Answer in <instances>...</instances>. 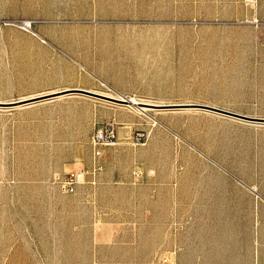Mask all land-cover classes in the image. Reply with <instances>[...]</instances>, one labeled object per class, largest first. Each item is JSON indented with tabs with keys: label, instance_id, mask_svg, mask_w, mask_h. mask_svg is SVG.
I'll list each match as a JSON object with an SVG mask.
<instances>
[{
	"label": "rangeland",
	"instance_id": "1",
	"mask_svg": "<svg viewBox=\"0 0 264 264\" xmlns=\"http://www.w3.org/2000/svg\"><path fill=\"white\" fill-rule=\"evenodd\" d=\"M0 103V264H264V0H0Z\"/></svg>",
	"mask_w": 264,
	"mask_h": 264
},
{
	"label": "built area",
	"instance_id": "2",
	"mask_svg": "<svg viewBox=\"0 0 264 264\" xmlns=\"http://www.w3.org/2000/svg\"><path fill=\"white\" fill-rule=\"evenodd\" d=\"M112 137L106 135L103 131H99L94 137V156L96 159L102 157V147L107 145ZM103 170V165L98 162L92 171V183H96L97 174ZM86 172L77 171L64 176H59L56 180L58 187L66 194H75L78 189L85 183Z\"/></svg>",
	"mask_w": 264,
	"mask_h": 264
},
{
	"label": "water",
	"instance_id": "3",
	"mask_svg": "<svg viewBox=\"0 0 264 264\" xmlns=\"http://www.w3.org/2000/svg\"><path fill=\"white\" fill-rule=\"evenodd\" d=\"M74 93H86V94H89V95H92V96H95V97H99V98H102V99H105V100L112 101L114 103H119V104H123V105H133L136 108L146 107L147 109L162 110L164 108L171 107L169 105H158V104H150V103H144V102H141L139 104H133V103H130V101H128L127 99L120 100V99H116L114 97H108V96H105V95L93 93V92H90V91H87V90H83V89L61 90V91H58L57 93H55L53 95L41 96V97L38 96V97L31 98V99L20 100V101H16V102H13V103H9L8 105H10V106L27 105V104L35 103V102H38V101H43V100L52 99V98L59 97V96L74 94ZM211 109L218 110V111L223 112L225 114L236 116V117H239V118H242V119H245V120H263L264 121V119H255L253 117H247V116L239 115V114H236V113H231V112H228V111L216 109V108H213V107Z\"/></svg>",
	"mask_w": 264,
	"mask_h": 264
},
{
	"label": "bare ground",
	"instance_id": "4",
	"mask_svg": "<svg viewBox=\"0 0 264 264\" xmlns=\"http://www.w3.org/2000/svg\"><path fill=\"white\" fill-rule=\"evenodd\" d=\"M58 91H55V92H51V93H47L45 95H41V96H48V95H53L55 93H57ZM39 96V97H41ZM38 97V96H37ZM108 97H114V96H108ZM116 99H120V100H124V99H127L128 101H130V103H133V104H139L141 103V101H139L138 99L134 98V97H128V98H125L123 97V95H119L117 97H114ZM129 107H134L133 105H127ZM136 108V107H135ZM138 110L142 111V112H147V108L146 107H142V108H138ZM151 117V116H150ZM152 119V118H151ZM154 119V118H153ZM155 122H158L156 119H154ZM245 184V183H244ZM253 188V187H252ZM254 190V189H253ZM254 193V192H253ZM257 195V194H256ZM261 199V198H260Z\"/></svg>",
	"mask_w": 264,
	"mask_h": 264
}]
</instances>
